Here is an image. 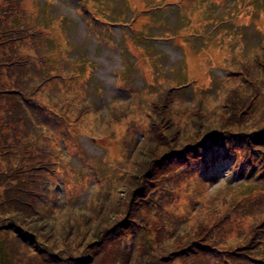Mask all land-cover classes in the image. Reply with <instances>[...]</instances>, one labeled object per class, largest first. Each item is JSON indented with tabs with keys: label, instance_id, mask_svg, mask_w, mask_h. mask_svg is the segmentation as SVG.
Listing matches in <instances>:
<instances>
[{
	"label": "rangeland",
	"instance_id": "374dc122",
	"mask_svg": "<svg viewBox=\"0 0 264 264\" xmlns=\"http://www.w3.org/2000/svg\"><path fill=\"white\" fill-rule=\"evenodd\" d=\"M146 6L155 14L130 22ZM5 25L0 264H264V0H0ZM51 41L49 59L81 78L44 71ZM164 82L187 88L171 90L169 106ZM130 109L134 134L131 115L116 120ZM53 151L57 182L43 175ZM226 151L237 160L204 183L201 161ZM69 166L113 184L68 199L79 177ZM245 179L259 185L250 200L235 193ZM224 223L228 233L207 239ZM209 242L219 249L203 252Z\"/></svg>",
	"mask_w": 264,
	"mask_h": 264
},
{
	"label": "trees",
	"instance_id": "16d2710c",
	"mask_svg": "<svg viewBox=\"0 0 264 264\" xmlns=\"http://www.w3.org/2000/svg\"><path fill=\"white\" fill-rule=\"evenodd\" d=\"M45 10L46 9L44 7H41V18L47 17V13L45 12ZM6 29H8V28L5 25V27L3 29L0 28V31L5 32V34L8 36L7 43H11L12 42L11 37L9 36V33L7 32ZM29 38H31V36L28 37V39ZM51 45H52V41L49 44L44 43L43 50L40 49L42 51V59H44V62H45V65H46L44 71H46V73H47L48 70H50L54 75L55 74H58L59 72H61V73L58 74V77H60L62 80H65L68 83H73L74 81H76L80 77V75H82V73L80 71L69 70V69L67 70V69H64L62 67V69L65 70V71H63L60 68L59 63H56L55 64V62H52V60L49 59ZM10 47L12 48V51H15V50H18L19 49V46H16L15 48L13 46H10ZM87 62L89 64H91L90 61H87ZM63 64H66L67 65L68 64V61L64 60L63 61ZM58 69H59V72H58ZM91 79H92V75L89 78V81L91 82L90 85H93L94 84L95 86H98L94 82H92ZM129 81L132 82L130 79H129ZM43 82H46V81H43ZM164 84L166 86H168L166 82H164ZM92 95L94 96L93 93H92ZM244 98H245V96H243L241 99H244ZM24 100H27V98L25 97ZM91 100H95V99L91 98ZM164 102H165V104L167 106H169L171 103H173V99H172V96L170 94V89L169 88L167 89L166 99L164 100ZM26 107L27 108H31V106H26ZM162 107L164 109L166 106L165 107L162 106ZM84 109H85V112L86 113H89V107L88 106H85ZM128 115H131V118L128 119V121H125L124 122V124H125L124 131L126 133H127V131H129L127 134H134V133H136L138 131V128L135 125V120H133V117L134 116H133V112H132L131 109L130 110H124L121 115H119V116L116 117V120L117 119H120V118H122L123 120H125L124 118L127 117ZM80 117H81V113H78L75 116V118H74V123ZM20 133L22 134L23 138L26 139V141L29 140L26 133H24L22 131H20ZM50 142H51L52 145L58 146L55 143H53V140H50ZM27 144H28L27 146L25 145L26 148H29V149L30 148L31 149L33 148V150H34L35 144H33V141H31V143H27ZM55 148H57V147H55ZM103 150L107 154L106 149H103ZM126 150H128V149L126 148ZM124 151H125V149H124ZM38 152L40 153V150H38ZM31 154L35 158H37V156L34 155V151H32ZM54 154H55L54 151H53V155L51 153L48 154V157H47L48 158V163H47V165L45 164V171H44L43 175L46 174V176L48 177L49 180H51L52 182H57L58 181L57 171H58V164H59V162L57 160V156L54 155ZM80 155L83 157V154L82 153H80ZM40 159L42 160V156L41 155H40ZM81 163L83 164V167L86 168L85 165L87 164V162H81ZM104 163H105V166L109 167L110 170H116L118 168V166H119L116 162H114V160L112 159L111 156H108V157L106 156ZM68 171L74 172V173H76L79 176L77 178V180L74 182V186H71V188L67 191V197H68V199H71V197H73V195L76 193L77 190H79L80 192L85 191L84 189L87 186L90 187L91 189H93L96 193H98V192H101L102 193L103 191H105L104 190V183L110 182L111 184H113V180L112 179H108V178L105 179V177H106L107 174H100V173H96V172H86L84 174H82V173L81 174H78L71 166H69V169L67 170V174H68ZM42 184H43V180H42ZM64 189L65 188H62V190H64ZM166 197L167 196H165V197H163V198H161V199L158 200V207L161 206V201L163 199H165ZM53 208L54 207H51V209H53ZM162 213L166 216V218L173 219L170 216V211L168 210L167 207L165 208L164 211H162ZM163 259L166 260V258H163Z\"/></svg>",
	"mask_w": 264,
	"mask_h": 264
},
{
	"label": "clouds",
	"instance_id": "9594fccd",
	"mask_svg": "<svg viewBox=\"0 0 264 264\" xmlns=\"http://www.w3.org/2000/svg\"><path fill=\"white\" fill-rule=\"evenodd\" d=\"M131 14V13H130ZM140 16H144V15H140ZM130 17L132 18V15H130ZM130 23V22H129ZM129 25V24H128Z\"/></svg>",
	"mask_w": 264,
	"mask_h": 264
}]
</instances>
